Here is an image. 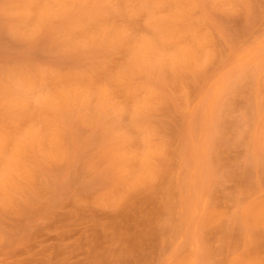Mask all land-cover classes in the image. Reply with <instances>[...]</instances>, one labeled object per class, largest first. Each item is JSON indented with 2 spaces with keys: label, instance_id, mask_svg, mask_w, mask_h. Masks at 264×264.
Here are the masks:
<instances>
[{
  "label": "rangeland",
  "instance_id": "374dc122",
  "mask_svg": "<svg viewBox=\"0 0 264 264\" xmlns=\"http://www.w3.org/2000/svg\"><path fill=\"white\" fill-rule=\"evenodd\" d=\"M0 264H264V0H0Z\"/></svg>",
  "mask_w": 264,
  "mask_h": 264
},
{
  "label": "bare ground",
  "instance_id": "6f19581e",
  "mask_svg": "<svg viewBox=\"0 0 264 264\" xmlns=\"http://www.w3.org/2000/svg\"><path fill=\"white\" fill-rule=\"evenodd\" d=\"M178 5V4H177ZM180 6V5H179ZM173 22V21H172ZM175 23V22H174ZM177 23V22H176ZM170 24V23H169ZM173 27V26H172ZM167 28V27H166ZM171 29V28H170ZM111 32V31H110ZM177 32V30H176ZM185 38V37H184ZM141 61V60H140ZM142 63V62H141ZM142 65V64H141ZM143 67V66H142ZM7 157V156H6ZM3 159V158H2ZM11 159V158H10Z\"/></svg>",
  "mask_w": 264,
  "mask_h": 264
}]
</instances>
